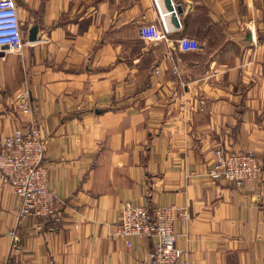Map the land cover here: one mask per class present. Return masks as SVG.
<instances>
[{
  "label": "crops",
  "instance_id": "obj_1",
  "mask_svg": "<svg viewBox=\"0 0 264 264\" xmlns=\"http://www.w3.org/2000/svg\"><path fill=\"white\" fill-rule=\"evenodd\" d=\"M16 2L38 39L0 53V135L31 88L63 220L19 221L0 181V264H148L151 238L108 235L126 200L187 207L190 264H264V177L207 174L218 147L264 160V0H173L180 27L164 0Z\"/></svg>",
  "mask_w": 264,
  "mask_h": 264
},
{
  "label": "built area",
  "instance_id": "obj_2",
  "mask_svg": "<svg viewBox=\"0 0 264 264\" xmlns=\"http://www.w3.org/2000/svg\"><path fill=\"white\" fill-rule=\"evenodd\" d=\"M32 42L24 35L16 0H0V53L22 54L25 45ZM178 46L189 52L201 45L194 38L182 37ZM16 101L20 125L12 133L0 135V181L21 200L19 221L36 218L55 228L63 220L62 201L50 185L48 139L36 116L31 88L20 93ZM213 152L214 162L207 171L210 177L236 186L263 179L264 160L254 151L218 147ZM190 217L189 209L178 204L151 207L126 200L108 235L126 240L140 235L151 238L148 264H190V252L178 245L175 230L178 220L187 222Z\"/></svg>",
  "mask_w": 264,
  "mask_h": 264
},
{
  "label": "water",
  "instance_id": "obj_3",
  "mask_svg": "<svg viewBox=\"0 0 264 264\" xmlns=\"http://www.w3.org/2000/svg\"><path fill=\"white\" fill-rule=\"evenodd\" d=\"M165 1V5L166 8L168 10L169 13V17L171 22L173 23V25L175 27H180L181 23L179 20V14H181L183 12V8L181 5H174L173 0H164ZM38 30H39V24L38 23H34L33 26L30 28L29 30V34H28V40L29 41H36L38 39Z\"/></svg>",
  "mask_w": 264,
  "mask_h": 264
}]
</instances>
